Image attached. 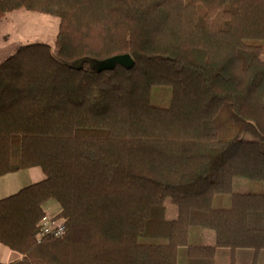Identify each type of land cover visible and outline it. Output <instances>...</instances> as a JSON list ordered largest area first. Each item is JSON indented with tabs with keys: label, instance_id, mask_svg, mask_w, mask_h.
Returning a JSON list of instances; mask_svg holds the SVG:
<instances>
[{
	"label": "trees",
	"instance_id": "obj_1",
	"mask_svg": "<svg viewBox=\"0 0 264 264\" xmlns=\"http://www.w3.org/2000/svg\"><path fill=\"white\" fill-rule=\"evenodd\" d=\"M19 9L59 29L0 60V176L45 175L0 198V241L23 255L9 264H180L182 245L187 264H217L218 247L264 249V193L233 188L264 181V0H0V20ZM51 199L65 232L38 241ZM194 227L215 244L190 241Z\"/></svg>",
	"mask_w": 264,
	"mask_h": 264
},
{
	"label": "crops",
	"instance_id": "obj_2",
	"mask_svg": "<svg viewBox=\"0 0 264 264\" xmlns=\"http://www.w3.org/2000/svg\"><path fill=\"white\" fill-rule=\"evenodd\" d=\"M30 18L37 19L42 21V25H40V32L42 34L47 33L50 30V26L46 27V22L50 23L53 21L52 15L38 13L30 11L28 14ZM43 25H45L43 27ZM34 26V25H33ZM42 27V31H41ZM47 35V34H45ZM1 46V45H0ZM45 175L40 166H34L27 169L18 170L15 172L7 173L5 175L0 176V198L10 195L12 193L17 192L22 187L29 185L34 182L41 181L44 179ZM225 205L226 198H224ZM61 205L55 199H51L44 205L45 212H48L49 215L58 214L61 211ZM177 215V208L170 202H167V217L174 218ZM190 241L203 245H214L215 244V232L213 229L208 227H194L190 229L189 232ZM186 246L182 245L179 251V263L187 264L186 252L183 257V261L180 260V254L182 249H185ZM185 251V250H183ZM23 255L11 247L5 245L0 241V264H9L11 262L17 261L21 259ZM257 258L258 264H264V249L256 253V251L252 248H238L234 252H232L229 248L218 247L216 262L217 264H251Z\"/></svg>",
	"mask_w": 264,
	"mask_h": 264
},
{
	"label": "rangeland",
	"instance_id": "obj_3",
	"mask_svg": "<svg viewBox=\"0 0 264 264\" xmlns=\"http://www.w3.org/2000/svg\"><path fill=\"white\" fill-rule=\"evenodd\" d=\"M30 11L26 9H19L9 12L3 19L0 20V60L5 59L14 53L21 45L44 41L54 44L56 34L59 29V18L53 17V21L45 25L50 26V30L42 34L40 32V25L42 21L30 18ZM34 25V26H33ZM43 25V27L45 26ZM42 31V27H41ZM264 57V54L262 55ZM123 61L121 56L111 57L99 60L94 63L96 69L110 67L121 63ZM152 102L160 106H168L171 103V89L168 86H157L153 89ZM243 137L251 138L249 134H244ZM233 188L239 192H261L264 193V181H256L248 178L237 177L234 179ZM226 203L230 205L231 195H224ZM224 200V199H223ZM225 205V202L223 203ZM48 213V212H45ZM57 215V214H54ZM144 220V214L141 221ZM181 250V249H180ZM185 250V251H183ZM186 248L182 249L180 260L183 261Z\"/></svg>",
	"mask_w": 264,
	"mask_h": 264
},
{
	"label": "built area",
	"instance_id": "obj_4",
	"mask_svg": "<svg viewBox=\"0 0 264 264\" xmlns=\"http://www.w3.org/2000/svg\"><path fill=\"white\" fill-rule=\"evenodd\" d=\"M65 220L60 217H56V215H49L45 213L44 217L40 222V232L38 234V241H41L44 235H51V236H63L65 232Z\"/></svg>",
	"mask_w": 264,
	"mask_h": 264
},
{
	"label": "water",
	"instance_id": "obj_5",
	"mask_svg": "<svg viewBox=\"0 0 264 264\" xmlns=\"http://www.w3.org/2000/svg\"><path fill=\"white\" fill-rule=\"evenodd\" d=\"M118 56H121L122 59H123V61H122L121 63H124V64H126V65L130 64L131 61H132L131 56L128 55V54H125V55H118ZM115 57H116V56H115ZM113 66H114V65H113ZM110 67H111V66H110Z\"/></svg>",
	"mask_w": 264,
	"mask_h": 264
}]
</instances>
